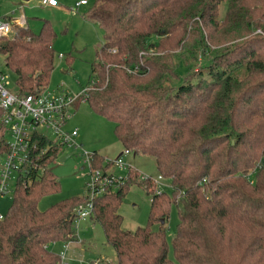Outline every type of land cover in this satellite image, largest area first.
I'll return each mask as SVG.
<instances>
[{
  "label": "trees",
  "instance_id": "1",
  "mask_svg": "<svg viewBox=\"0 0 264 264\" xmlns=\"http://www.w3.org/2000/svg\"><path fill=\"white\" fill-rule=\"evenodd\" d=\"M84 15L105 32L91 64L90 108L114 122L125 150L152 157L173 188L168 195L142 181L151 209L133 232L123 229L119 208L135 171L93 199L89 218L118 264H264V0H92ZM56 39L48 19L38 32L13 24L0 36L20 96L49 88ZM5 135L1 126L2 151ZM60 151L48 149L43 170L16 183L0 219V264H61L51 244L78 241L88 195L38 207L60 191L49 169ZM103 161L95 151L91 166L106 177L111 162ZM172 203L174 259L165 226Z\"/></svg>",
  "mask_w": 264,
  "mask_h": 264
},
{
  "label": "rangeland",
  "instance_id": "2",
  "mask_svg": "<svg viewBox=\"0 0 264 264\" xmlns=\"http://www.w3.org/2000/svg\"><path fill=\"white\" fill-rule=\"evenodd\" d=\"M57 1L59 7L52 8L33 6L26 0H0V16L7 14L16 18L25 16L28 19V27L35 31H39L43 20L48 19L57 34L54 46L55 68L51 74L49 89H64L78 93L89 85L91 64L96 59V51L103 44L105 32L98 23L89 22L85 18L84 14L92 0H86L89 2L87 6L77 5L81 0ZM0 71L5 74L7 89L15 92L17 90L15 75L5 66L2 54H0ZM74 111L76 113L73 112V117L68 121L65 130L78 131L77 147L63 146L56 159L49 164V169L60 181V191L44 196L39 202V209L45 210L70 196H85L90 193L89 182L92 172L94 170L104 172V169L102 167L91 169V165L85 162L84 154H93L96 151L103 156V165L111 162L106 173L115 178L114 188L118 186L119 180L128 178L130 171H135L137 176L129 183L119 208L124 219L122 227L125 231L133 232L139 226H146L151 209V198L142 185L141 178L144 176L156 181L157 187L155 184L154 189L168 195L173 191L171 181L160 176L152 157L133 152L125 154V148L115 134L113 121L93 112L88 103H81ZM39 130L50 141L57 140L51 130L45 127H39ZM65 156L68 157L62 161ZM119 157H122L127 164L126 168L120 169L113 164ZM11 189L13 193L11 191L0 198V214L3 216L9 212L13 204L14 186H11ZM178 222V210L172 203L169 219L165 224L168 230L169 256L172 259L175 258L172 239L177 232ZM160 223H154L152 229L159 230ZM77 239V242H71L66 249L62 264H118L116 251L107 243L104 229L100 224L90 218L79 221ZM65 244L64 241L54 242L50 248L60 256Z\"/></svg>",
  "mask_w": 264,
  "mask_h": 264
},
{
  "label": "built area",
  "instance_id": "3",
  "mask_svg": "<svg viewBox=\"0 0 264 264\" xmlns=\"http://www.w3.org/2000/svg\"><path fill=\"white\" fill-rule=\"evenodd\" d=\"M38 1L41 5L57 7V0H27ZM87 4L86 0H81L77 5ZM13 24L26 26V18L5 19L0 16V36H8L13 33ZM6 77L0 71V127L6 131L3 137L6 150H0V198L13 193L11 186L18 181H26L33 170L42 171L43 167L39 161L45 158L47 150L53 146L62 148L63 146L77 147L76 138L78 131L68 132L65 130L67 122L73 117V112L81 103H88L89 92L94 86V82L83 88L80 92L74 93L69 90L45 89L36 95H19L17 91L12 92L6 87ZM75 109H74V107ZM39 127L51 130L57 137L55 142L49 140L47 146H41L39 136L47 138L42 134ZM131 151L125 150L128 155ZM85 162L91 165L93 154L85 153ZM120 169L127 167L123 158L119 157L113 163ZM131 167V166H130ZM92 169V166H91ZM131 169V168H130ZM105 172V171H104ZM100 170H94L89 182L88 201L78 212L77 221L86 220L91 215L93 199L114 189L115 178L103 176ZM142 181L149 178L142 177ZM157 187V182L151 180ZM158 191V190H156ZM3 215L0 214V219ZM70 242L65 244L62 251L61 264L65 258L66 249Z\"/></svg>",
  "mask_w": 264,
  "mask_h": 264
},
{
  "label": "crops",
  "instance_id": "4",
  "mask_svg": "<svg viewBox=\"0 0 264 264\" xmlns=\"http://www.w3.org/2000/svg\"><path fill=\"white\" fill-rule=\"evenodd\" d=\"M27 1V0H26ZM28 2V4H31V5H33V6H36V5H38V6H42V7H44V5H41V3L40 2H38V1H27ZM89 4V2L87 3V4H84V5H80V6H87ZM49 7H52V6H49ZM59 7V5L57 6V7H52V8H58ZM1 9V8H0ZM7 15H11V14H7ZM7 15H2V16H7ZM1 16V17H2ZM12 16V18H14V19H18V18H16V17H14L13 15H11ZM23 17H25V16H23ZM26 18V26H28V19H27V17H25ZM86 18V17H85ZM87 19V18H86ZM87 21H89V22H93V21H91V20H89V19H87ZM33 31H35V30H33ZM35 32H38V31H35ZM104 42V41H103ZM79 106V105H78ZM75 113H76V111H75ZM68 123V122H67ZM66 126H67V124H66Z\"/></svg>",
  "mask_w": 264,
  "mask_h": 264
},
{
  "label": "water",
  "instance_id": "5",
  "mask_svg": "<svg viewBox=\"0 0 264 264\" xmlns=\"http://www.w3.org/2000/svg\"><path fill=\"white\" fill-rule=\"evenodd\" d=\"M67 157H68V156L63 157V158H62V161L65 160ZM164 221H165V220L162 219V220H161V223H164Z\"/></svg>",
  "mask_w": 264,
  "mask_h": 264
},
{
  "label": "clouds",
  "instance_id": "6",
  "mask_svg": "<svg viewBox=\"0 0 264 264\" xmlns=\"http://www.w3.org/2000/svg\"><path fill=\"white\" fill-rule=\"evenodd\" d=\"M71 243V242H70Z\"/></svg>",
  "mask_w": 264,
  "mask_h": 264
}]
</instances>
